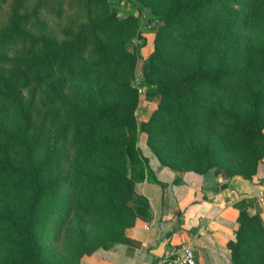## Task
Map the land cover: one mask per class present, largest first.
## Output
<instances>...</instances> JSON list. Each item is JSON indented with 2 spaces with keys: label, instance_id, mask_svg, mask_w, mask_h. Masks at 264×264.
Returning a JSON list of instances; mask_svg holds the SVG:
<instances>
[{
  "label": "trees",
  "instance_id": "trees-1",
  "mask_svg": "<svg viewBox=\"0 0 264 264\" xmlns=\"http://www.w3.org/2000/svg\"><path fill=\"white\" fill-rule=\"evenodd\" d=\"M148 16L119 15L120 2ZM140 82L158 103L135 110ZM163 167L251 179L264 162V0H0V264H80L149 217ZM230 264H264L242 201Z\"/></svg>",
  "mask_w": 264,
  "mask_h": 264
},
{
  "label": "crops",
  "instance_id": "crops-1",
  "mask_svg": "<svg viewBox=\"0 0 264 264\" xmlns=\"http://www.w3.org/2000/svg\"><path fill=\"white\" fill-rule=\"evenodd\" d=\"M146 139L140 132L137 144L156 182H137L135 190L147 199L149 217L137 218L128 229L133 245L99 248L83 255L80 264H158L160 255L179 243L191 246L196 264H230L227 243L236 237L238 204L243 201L248 214L257 215L264 227V198L259 196L264 190V162L251 179L227 177L216 167L202 174L179 172L162 167Z\"/></svg>",
  "mask_w": 264,
  "mask_h": 264
},
{
  "label": "rangeland",
  "instance_id": "rangeland-1",
  "mask_svg": "<svg viewBox=\"0 0 264 264\" xmlns=\"http://www.w3.org/2000/svg\"><path fill=\"white\" fill-rule=\"evenodd\" d=\"M116 7L118 8L119 15H125L126 13H133L135 15L140 14L141 16V27H140V31H141V35L142 38L140 39V41H144V45L140 48L139 50V55H140V59H139V63L142 62L143 59H145L152 51H153V47H154V37L155 34L152 31H148L149 26L147 25V18L148 16L145 14V12L143 10H141L138 7H133L132 4H127L124 2H120L118 4H116ZM147 39H149V49H148V42ZM147 44V46H146ZM151 47V49H150ZM137 84V81L135 82V85ZM138 85V84H137ZM141 92H139V103L138 106L135 110V117L136 120L141 123L143 120L145 119L146 115H151V113L154 111L158 100L156 99V97H149L145 91L144 88L141 86L140 88ZM150 117V116H149Z\"/></svg>",
  "mask_w": 264,
  "mask_h": 264
},
{
  "label": "built area",
  "instance_id": "built-area-1",
  "mask_svg": "<svg viewBox=\"0 0 264 264\" xmlns=\"http://www.w3.org/2000/svg\"><path fill=\"white\" fill-rule=\"evenodd\" d=\"M138 84V85H137ZM136 86L141 92L140 82ZM264 198V190L259 193ZM158 264H196L195 254L188 243L173 244L160 256Z\"/></svg>",
  "mask_w": 264,
  "mask_h": 264
},
{
  "label": "water",
  "instance_id": "water-1",
  "mask_svg": "<svg viewBox=\"0 0 264 264\" xmlns=\"http://www.w3.org/2000/svg\"><path fill=\"white\" fill-rule=\"evenodd\" d=\"M162 250V249H161ZM161 256V255H160Z\"/></svg>",
  "mask_w": 264,
  "mask_h": 264
}]
</instances>
